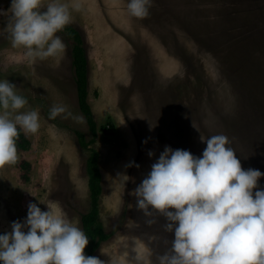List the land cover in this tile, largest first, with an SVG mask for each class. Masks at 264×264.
Segmentation results:
<instances>
[{"label": "rangeland", "instance_id": "374dc122", "mask_svg": "<svg viewBox=\"0 0 264 264\" xmlns=\"http://www.w3.org/2000/svg\"><path fill=\"white\" fill-rule=\"evenodd\" d=\"M82 3L67 27L80 33L89 64L88 102L98 125L89 149L76 135L93 139L79 107L73 40L63 30L66 52L33 61L11 46L0 18V79L16 84L41 125L35 135L21 131L29 148L18 139L17 162L0 167V233L26 218L30 202L56 207L82 229L91 206L86 162L97 150L99 218L111 238L96 257L105 264H137V258L153 264L174 233L164 230L158 212L146 217L137 208L134 190L165 146L200 156L201 136L224 134L244 169L264 172V0H154L144 19L128 14L127 0ZM10 4L0 0L2 9ZM53 104L67 105L84 123L50 120ZM258 183L264 188V177Z\"/></svg>", "mask_w": 264, "mask_h": 264}, {"label": "clouds", "instance_id": "9594fccd", "mask_svg": "<svg viewBox=\"0 0 264 264\" xmlns=\"http://www.w3.org/2000/svg\"><path fill=\"white\" fill-rule=\"evenodd\" d=\"M153 2L127 0L126 10L144 19ZM83 8L82 0H11L7 10L0 8V18L12 47L23 49L33 61L46 60L66 52L58 33ZM28 103L16 84L0 79V167L17 162L21 131L35 135L40 129V113L26 110ZM60 116L81 124L85 119L67 105L53 104L48 118ZM201 141L206 147L200 156L165 146L134 190L137 208L146 217L158 212L166 218L164 230L174 233L171 246L153 264H264V188L258 183L264 172L244 169L224 134L201 136ZM118 178L128 180L124 174ZM46 205L42 210L30 202L26 218L0 233V264H105L85 255L86 233L65 213ZM137 264L143 261L137 258Z\"/></svg>", "mask_w": 264, "mask_h": 264}, {"label": "trees", "instance_id": "16d2710c", "mask_svg": "<svg viewBox=\"0 0 264 264\" xmlns=\"http://www.w3.org/2000/svg\"><path fill=\"white\" fill-rule=\"evenodd\" d=\"M70 39L73 40V68L76 76V86L78 93L79 107L87 120L89 130L93 136L90 142H87L86 135L76 132L79 145L84 149H89L95 143L98 136V125L95 121L94 113L88 102L89 96V64L86 51L83 46V39L80 33L72 27L64 29ZM18 139H21V147L27 150L30 142L20 133ZM29 164H24L23 169L27 170ZM86 173L88 176L90 211L82 217V229L89 238V244L85 249L86 256H95L101 245L107 242L111 235L107 234L104 226L100 222V200L103 194V177L100 168V153L97 150H91L90 156L86 162Z\"/></svg>", "mask_w": 264, "mask_h": 264}]
</instances>
